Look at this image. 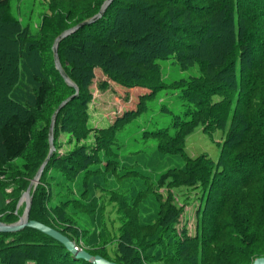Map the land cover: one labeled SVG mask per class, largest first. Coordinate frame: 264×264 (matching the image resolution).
Returning a JSON list of instances; mask_svg holds the SVG:
<instances>
[{"label": "trees", "instance_id": "1", "mask_svg": "<svg viewBox=\"0 0 264 264\" xmlns=\"http://www.w3.org/2000/svg\"><path fill=\"white\" fill-rule=\"evenodd\" d=\"M10 1L0 0L4 223L18 219L15 204L47 158L48 105L76 92L55 68L54 41L92 18L106 0H48V13L34 31L30 15L19 19ZM56 48L78 92L59 110L52 139L57 147L64 132L73 147L54 152L45 163L30 190L28 218L74 243L80 238L89 242L90 254L117 264H250L264 256V0H111L100 18L60 39ZM66 52L88 54L89 62L78 66L83 73L96 61L107 79L148 93L139 96L134 109L91 135L89 81ZM165 60L181 71L194 68L196 75L166 84L160 64ZM106 86L107 80L101 82V88ZM169 89L179 90L181 111L158 104L157 111L171 114L170 124L127 140L128 127L149 112L148 104L160 91ZM196 127L208 135L224 132L216 162L203 154L186 157L185 140ZM152 155H177L184 163L161 170ZM4 181H11L10 193ZM164 183L171 188L201 185L192 236L185 229L176 232L182 208L173 204L171 194L160 201L158 189ZM108 207L120 216L109 249L104 245L111 233L103 218ZM0 264L90 263L25 227L0 232Z\"/></svg>", "mask_w": 264, "mask_h": 264}, {"label": "rangeland", "instance_id": "2", "mask_svg": "<svg viewBox=\"0 0 264 264\" xmlns=\"http://www.w3.org/2000/svg\"><path fill=\"white\" fill-rule=\"evenodd\" d=\"M10 9L12 13L18 16L19 19H23L25 15L29 14L30 15L29 24L31 30L34 31V29L39 24L41 15L48 13V0H11ZM87 55H88L87 53L85 54H74L72 52L65 53V57L70 61H73L74 66L77 69V73L89 81L88 89L91 94V100L88 103L87 124L91 129V135H93L95 131L102 128H106L109 124H112L116 118L121 117L123 113L127 112V110L134 109L138 102L139 96L148 93V90L141 87L127 88L125 86L115 83L114 81L107 79L105 75L102 73V70L100 69L96 61L94 60H92L94 61L93 69L91 71L83 73L81 70H79L78 66H81L82 64L89 62L90 59L87 58ZM160 64L162 66V77L163 80L166 82V84H170L174 80H179L181 78H188L189 76L196 75V69L193 68V69H188L186 71H181L173 63H171V60L162 61L160 62ZM104 80H107V86L101 88V82H103ZM178 95H179V90L173 91L169 89L168 91H160V93L157 94L155 100H153L151 104L150 103L148 104V107H150L149 112L142 115L139 119L134 121L128 127V131L125 132V134L128 135H126L125 138L127 140L131 139V141L134 142L135 141L134 139H137L139 135H141L143 130H150L154 127L168 126L171 122V117H172L171 114L170 113L163 114L162 112L157 111L155 108L158 106V104L166 105L168 109L171 110L173 113H179L181 111L180 109L181 107L179 105L178 100L176 99ZM66 99L67 98H65V100ZM63 101H60L57 105H53V104L51 106L48 105L49 111L47 116L50 117L49 119L52 118L53 114L55 113V110ZM56 116L54 122L56 120ZM223 139H224V132L221 130H214L211 133V135H208L203 133L201 128L196 127L186 137L184 144L186 157H197L203 154L209 160L216 162L219 157L221 143ZM88 142H91V138H89V140H87L86 143L89 144ZM80 143H84V142L81 140ZM52 144L54 148L52 154L54 152L62 154L67 149L73 147V140L72 139L69 140V136L66 133L60 132V135L57 138V143H56L57 147L54 146L53 139H52ZM145 145L148 144L147 143L143 144V146ZM152 156L158 158L157 159L158 164L156 165L161 170L163 169L165 170V168H163L164 166L178 167L184 163L183 158L177 155H166L162 159L159 158V156H155V155ZM21 162H22L21 158L17 159L15 162H13V165L17 167L21 164ZM232 176L233 175L229 174L228 177L231 178ZM4 183H6V186L4 188L5 193H10L12 190V185H10L11 181H4ZM37 183L34 182L32 188H34ZM220 186H222V183L219 185V188ZM158 190H159L158 193L161 194L160 201L166 200L168 195L171 194L173 204L178 208H182L181 215L178 218V222L175 225L176 232L180 233L182 229H185L187 232L186 234L192 236L196 231V222H197L196 211L197 208L201 206L202 197H203V191L201 185L198 184L190 185V186L179 185L171 188L170 186H168V183H164V185H162L161 188H159ZM22 195L23 193L20 195L19 199L17 200L13 212L15 215L18 216V219L19 217L22 216L26 205L25 196L22 197ZM6 202L7 200L4 198V194L0 191V209L3 208ZM108 210H110L109 207L105 208V211L103 212L104 214H106L104 215L103 218L108 219V224H106L107 227H105V230L107 229L108 232L111 233V235H106L107 238L104 247L107 249H109L112 244L111 240L115 238L114 233H116V231L118 230L117 228L118 219H120L119 218L120 216L114 215L115 214L114 211L112 212L113 214H111V212H108ZM112 227H114L113 230H111ZM80 239L77 242H75L76 248L86 250L87 252L88 250L90 251V249H92L91 248L92 246L89 245L90 243L89 242H88L89 244L85 243L83 239L81 240ZM96 249L98 251L100 247H97Z\"/></svg>", "mask_w": 264, "mask_h": 264}, {"label": "water", "instance_id": "3", "mask_svg": "<svg viewBox=\"0 0 264 264\" xmlns=\"http://www.w3.org/2000/svg\"><path fill=\"white\" fill-rule=\"evenodd\" d=\"M111 2V0H106L101 8L99 9V11L97 12V14H95L92 18L88 19L85 22H82L80 24L75 25L74 27L65 30L64 32H62L54 41L53 44V57H54V63L56 68L58 69V71L60 72L62 78L64 79V81L68 84V85H72L74 86L69 79L67 78L66 74L64 73V71L62 70L58 57H57V51H56V47H57V43L60 39H62L63 37H65L66 35L70 34L72 31H74L75 29L85 25V24H89L91 22H94L95 20H97L99 17L102 16L103 12L105 11L107 5ZM75 87V86H74ZM75 94L69 98H67L65 101H63L55 110V113L53 114L52 118H51V122L49 125V129H48V135H49V144H50V149H49V154L47 156V158L45 159V161L42 163V165L40 166L38 172L36 173V175L34 176V178L30 181L27 189L25 190V192L23 193L22 197L25 196V201H26V205H25V209L24 212L22 214L21 217H19V219L14 222V223H4V222H0V232L2 233H11V232H17L22 230L23 228L27 227V228H32L35 229L39 232H41L42 234H45L47 236H49L50 238L56 240L57 242L61 243L68 252L71 253L72 257L74 259H82L86 262H89L90 264H117L113 261H109L105 258H103L100 255H92L89 252H87L86 250H82V249H78L75 246V243L70 240L67 236H65L64 234H62L61 232H59L58 230H55L39 221L36 220H32L28 218V212H29V206H30V202H31V198H30V190L32 185L38 182L39 176L41 174L42 168L44 167L45 163L48 161L50 155L52 154L53 151V144H52V127H53V123H54V119L56 114L58 113V111L61 109V107L70 99H72L74 96L77 95L78 89L77 87H75ZM21 197V199H22ZM20 199V200H21ZM251 264H264V256L262 257H258L256 259H254L252 261Z\"/></svg>", "mask_w": 264, "mask_h": 264}, {"label": "bare ground", "instance_id": "4", "mask_svg": "<svg viewBox=\"0 0 264 264\" xmlns=\"http://www.w3.org/2000/svg\"><path fill=\"white\" fill-rule=\"evenodd\" d=\"M100 18V17H99Z\"/></svg>", "mask_w": 264, "mask_h": 264}]
</instances>
